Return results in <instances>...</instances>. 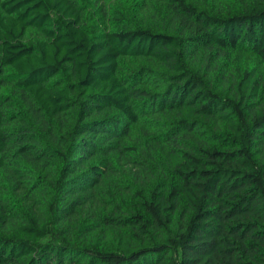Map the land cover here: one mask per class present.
<instances>
[{"label": "trees", "instance_id": "obj_1", "mask_svg": "<svg viewBox=\"0 0 264 264\" xmlns=\"http://www.w3.org/2000/svg\"><path fill=\"white\" fill-rule=\"evenodd\" d=\"M0 264H264V0H0Z\"/></svg>", "mask_w": 264, "mask_h": 264}]
</instances>
